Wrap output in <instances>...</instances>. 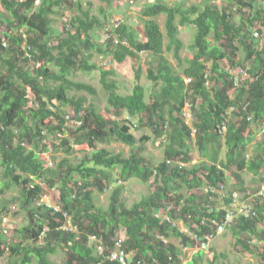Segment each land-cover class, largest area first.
Returning a JSON list of instances; mask_svg holds the SVG:
<instances>
[{
    "label": "trees",
    "instance_id": "obj_1",
    "mask_svg": "<svg viewBox=\"0 0 264 264\" xmlns=\"http://www.w3.org/2000/svg\"><path fill=\"white\" fill-rule=\"evenodd\" d=\"M226 1L221 7L208 0L189 6L176 0L146 2L140 8L143 37L118 20L105 39L106 48L101 49L93 41V32L105 23L91 13L89 4L84 6L80 0H0L10 14L6 21L11 31L0 35V179L10 176L9 181L19 187L21 207L27 215V223L14 229L18 240L7 243L0 236V257L8 250L7 264H31L33 259L36 264H57L50 256L58 251L64 256L62 264H117L107 255L118 235L124 237L125 250L134 252V264H181L185 247L198 248L186 264H202L205 252L201 245L216 235L211 220L220 223L232 203L223 193L226 187L230 195L232 189L243 191L239 200L257 211L256 217H236L226 228L245 251L257 239L259 264H264V230L260 229L264 197L258 194L264 184V43L259 45L254 37L255 32L264 34V1ZM63 6L75 10L67 20L71 29L57 30L51 16ZM160 14L165 16L166 44L155 20ZM236 14L241 15L240 22L235 21ZM184 25L195 31L192 52L185 61L179 56L183 42L178 38L179 27ZM95 48L110 53L116 63L151 53L156 65L145 73L152 83L151 92L146 93L141 83L143 71L138 67L131 91L118 93L110 78L113 69L104 70L90 61L88 51ZM164 49L172 52L178 68L186 62L181 73L164 56ZM240 50L246 66L234 61ZM21 59L32 64L22 67ZM222 60L230 61L232 68L242 66L246 76L236 83L235 75L220 65ZM94 69L100 72L116 118L100 113L93 104L85 105L83 96L67 95L69 89L94 94L92 85L72 78L76 70ZM31 97L34 106L28 105ZM63 107H69V118L78 122L74 128L66 125L68 112ZM187 113L191 124L186 121ZM123 114L128 117L119 118ZM133 118L149 127L163 147L158 164L144 157L143 147L136 144ZM105 138L129 145V154L97 148V140ZM193 145L200 156L198 163H191ZM50 147H78L90 154L76 163L62 161L50 167L42 154ZM244 173L257 178L259 186L245 185ZM130 179L148 183L150 190L127 205L117 180ZM36 180L57 186L59 211L38 203L42 188ZM111 183L115 185L102 208L94 192H103ZM220 197L227 207L217 205ZM210 204L216 208L211 209ZM156 212L161 215L156 217ZM64 214L76 229L62 228L67 220ZM180 220L186 230L178 227ZM241 234L248 235L244 242L239 240ZM92 235L101 241L102 254L87 244ZM220 256L225 257L213 252L205 262L220 264Z\"/></svg>",
    "mask_w": 264,
    "mask_h": 264
},
{
    "label": "rangeland",
    "instance_id": "obj_2",
    "mask_svg": "<svg viewBox=\"0 0 264 264\" xmlns=\"http://www.w3.org/2000/svg\"><path fill=\"white\" fill-rule=\"evenodd\" d=\"M71 1V0H69ZM84 6L89 4L91 7V13L96 17L100 18L104 21L105 26L98 30H95L94 39L93 41L96 43V46L101 49L106 48V41L105 39L110 34L112 26L115 24L116 21L121 20L125 22L132 31H135L139 38L143 37V21L142 16L140 14V8L146 2H154V0H111V2H106L102 0H80ZM174 1V0H170ZM179 3H185V5L189 6L192 3L199 2L200 0H176ZM202 1V0H201ZM209 3L216 5L217 7H221L226 4V0H208ZM261 2V1H260ZM75 10L66 8L63 6L56 10L55 14L51 17L53 18V26L57 28V30H63V27L66 26L68 29H71L70 26L67 24V20L70 19L74 15ZM10 17L9 12L4 9L0 3V35L4 37V33L11 31L7 27V18ZM164 14L158 15L155 20L159 24L161 31L165 35V28H164ZM235 21H241V15L236 14ZM256 26V24H254ZM257 27V26H256ZM194 29L190 25H184L179 27L178 38L183 42V48L179 52V56L183 61H185L186 56L191 54L192 50L190 49V43L193 42L194 38ZM55 35V34H54ZM53 39H56L55 36H52ZM167 37H164V44L167 42ZM264 43V38L258 39V44L262 45ZM24 43L22 44V46ZM108 49H106L107 51ZM91 53V57L89 58L91 62L97 64L99 67L103 68L104 70L113 69L114 73L112 78L116 83V90L120 94H128L134 83V71L138 67H141L143 71V75L141 76V83L144 85L146 93L148 94L151 92V81L145 75L146 69L149 66H155L156 61L155 58L149 52H144L140 54V57L137 58H128L122 63H116L110 53H101L95 48L93 50L88 51ZM85 55L88 54L85 51L83 52ZM164 56L168 58L172 66L177 69V61L174 59L172 52L167 51L164 49L163 52ZM234 61L240 62L243 66H246L245 60L243 58V52L240 50L234 57ZM186 62H183L181 68H178V72L181 73L182 68L185 66ZM230 61L222 60L220 65L224 69H228L230 73L234 74L236 77V83L240 80V76H246L242 66H237L232 68L230 66ZM22 67H28L32 64L31 61L25 62L23 59L20 60L19 63ZM72 78L75 81L84 82L92 85L96 92L94 94L85 91V90H74L69 89L67 90V95L69 97H80L83 96L85 98V105L93 104L97 110L111 118H116L113 114V109L109 106L107 102V91L102 86L100 82V72L98 69H94L91 71L85 70H76L72 73ZM33 98L31 97L28 105L34 106L35 103L33 102ZM63 110L68 112V115L72 113L69 107H63ZM186 110V107H185ZM128 117L126 114H123L121 117L125 119ZM70 119V118H69ZM74 120V119H73ZM73 120H68L66 125L69 127L74 128L76 123ZM136 118H133V123L136 124L131 128L133 135L136 138V144H140L143 147V155L148 160H150L153 164H158L163 159V147L160 145L159 141L154 137L152 130L147 126H141L137 121ZM186 121L187 123L191 122V116L187 113L186 114ZM67 134V133H66ZM258 134H256L257 137ZM51 137L48 136L45 143H49ZM253 141L248 147V152L253 147ZM51 145V144H50ZM29 146V145H28ZM97 148H104L114 153H122L124 156L128 155L131 147L126 145L122 142L116 141L114 139H99L96 142ZM223 152V150H221ZM46 157V163L50 167H55L57 163L65 161L68 163H76L84 155H89L90 151H83L80 150L78 147H73L70 149L62 150V149H55L50 147V150L45 151L42 153ZM191 162L198 163L200 161V156L197 151L196 145L192 146L191 149ZM118 169H114V178H117ZM10 178V176H8ZM6 176H2L0 179V236L4 241L7 243L15 242L19 239L17 234L14 232L16 227H21L22 225L27 223V215L26 211L21 207V200H20V193L19 187L13 184L12 180L9 181V178ZM231 176L229 175V183L231 182ZM243 178L245 180V185L255 188L258 187L260 182L256 178V180L251 178L250 174L244 173ZM119 179V178H118ZM10 183L8 187L6 185ZM36 183L41 185L42 188V195L41 198H45L47 203L53 205L58 203V188L57 186H48L47 183L36 180ZM117 183L123 186L122 191V199L126 202L127 205H131L136 201H139L142 197L147 196L149 194V187L148 183H143L137 179H130L129 181L117 180ZM114 183L108 185V187L103 192H98L95 190L94 195L96 197L97 204L105 208L108 204L109 195L114 187ZM183 191H187V188H183ZM230 189L226 187L223 191L224 195L230 196V199L233 201H239V196H242L244 193L243 191L232 189V194H229ZM254 193V192H250ZM221 195H223L221 193ZM39 202V201H38ZM218 206L227 207L228 203L222 199V197L216 200ZM210 208H216L214 204H210ZM224 209V208H223ZM67 224V225H66ZM66 226L71 229H76L71 223L70 217H67ZM178 227L182 230H186L182 221H178ZM260 229L264 230V221L261 224ZM248 238L247 234H241L239 236L240 242H244L245 239ZM173 242H177V240H173ZM87 244L94 246L95 244L88 240ZM240 244L237 241V237L234 236L229 228H226L222 233L216 234L208 243V246L204 248L205 255L203 257L202 264H206V258L210 256L213 252L216 254H224L225 257H221L219 259L220 264H259L260 259L257 255L258 253V246H260V242L257 239H252L249 242L250 251H245L240 248ZM96 249V248H95ZM97 250V249H96ZM198 250L197 247H185L182 250V263L186 264L189 262L193 256V254ZM98 252V251H97ZM131 253H134L131 251ZM57 264H62L64 261V256L62 251H58L55 255L50 256ZM10 260L9 251L5 250V253L0 257V264H7ZM31 264H36L35 260L33 259Z\"/></svg>",
    "mask_w": 264,
    "mask_h": 264
},
{
    "label": "built area",
    "instance_id": "obj_3",
    "mask_svg": "<svg viewBox=\"0 0 264 264\" xmlns=\"http://www.w3.org/2000/svg\"><path fill=\"white\" fill-rule=\"evenodd\" d=\"M259 1V0H258ZM260 1H264V0H260ZM254 37H256L257 39L260 38H264V34L260 35L259 33L255 32L254 33ZM115 43H117V41H115ZM69 119V115L66 116V122H68ZM74 122V121H73ZM75 123V122H74ZM78 124V122L76 123V125ZM188 124H191L188 123ZM224 129V128H223ZM195 130H193L192 135H194ZM193 163V162H191ZM182 165V163H181ZM214 191V190H213ZM258 194L262 197H264V184L260 185ZM39 204H44L47 207L53 208V210L55 211H59L60 208L58 205H53V207H51L52 204L47 203L45 198H41L39 199ZM255 208V207H254ZM253 208V205H251L249 202L246 201H236V200H232V203L229 205L228 208L225 209V212L221 218V222L218 223L215 219H212L211 222L216 225V234H220L222 233L225 228L232 224V222L234 221V219L238 216H243L245 218L251 217V216H257V211ZM161 215V213L156 212L155 216L159 217ZM64 216L66 217V214H64ZM163 217L165 219H169V217L164 214ZM67 219V217H66ZM66 224V223H65ZM67 225V224H66ZM66 225H62L63 229H69L72 230L71 228H69ZM46 229V228H45ZM44 229V230H45ZM210 240L211 238H213V235H210ZM89 240L92 241L95 244V248L97 249L98 253L102 254L104 252V247L101 243V241L94 235L89 237ZM209 241L207 242H203L201 247L205 248L208 246ZM108 259L110 261L116 262L117 264H134L133 263V256L134 253H131L130 251H126L125 250V246H124V237L122 235H118L114 238V248L112 250L111 253H109ZM138 264V263H137Z\"/></svg>",
    "mask_w": 264,
    "mask_h": 264
}]
</instances>
